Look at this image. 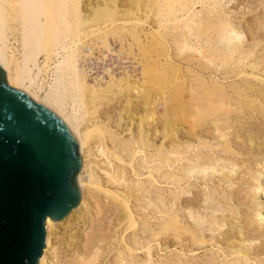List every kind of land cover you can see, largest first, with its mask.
<instances>
[{"label":"bare ground","instance_id":"obj_1","mask_svg":"<svg viewBox=\"0 0 264 264\" xmlns=\"http://www.w3.org/2000/svg\"><path fill=\"white\" fill-rule=\"evenodd\" d=\"M220 1L0 0V68L6 73L7 84L56 114L75 137L81 158V169L76 175L80 202L63 220L54 222L49 217L45 220L46 248L39 264H52L56 247H75L78 240L73 234L63 244L65 231H69L73 219L82 220L79 234L82 237L87 220L93 216L99 218L110 206L118 213V233L114 235L113 231L114 239L104 241L102 235L84 236L83 253L78 248V255L70 264H110L108 257L115 249L113 263L126 264L133 251L124 245V234L133 231L137 221H141L142 213L134 211L136 204L140 205V199L156 189L159 180L177 190L181 182L189 183L198 176L200 170L194 161L201 162V180L217 174L223 185L230 180L228 172L234 171L236 163L216 156L205 159V155L195 150L204 149L211 154L222 150L225 156L236 154L231 131L238 126L243 130L250 120L251 117L245 116V105L254 111L259 109L264 115V75L259 74L255 63H248L252 52H241L243 35L240 38L238 26L230 23L225 5ZM197 5L217 8L222 15L195 12ZM253 25L244 26L250 38ZM113 43H118L117 50L112 47ZM110 55L121 62L131 60L133 71L123 68L120 76H116L112 69L106 68ZM94 62L105 63L102 71L95 72ZM229 66L232 69L222 78L224 82L231 78L241 82L232 84L229 90L224 82L203 76L213 72L217 76ZM251 82L257 86L253 95L248 92ZM125 132L128 138L121 141L128 161L107 146L108 141L115 145L116 139L125 136ZM244 138L250 148H261L251 134ZM212 140L215 146L210 145ZM184 160L187 164H181L177 171L169 169ZM136 161L141 164L138 169L146 171L145 176L137 171ZM149 164L151 168L146 166ZM127 170L135 180H130ZM258 193L264 197L262 190ZM205 196H208L206 192ZM163 202L160 208L154 207L161 220L158 230H151V240L140 242L136 231L131 238V245L146 253L148 261L141 264H151V242L156 245L157 261L161 262L159 252L170 248V237L171 247L191 244L201 249L218 244L220 255L226 261V249L231 248L232 264L251 260L241 243L244 241L241 232L239 242L235 243L228 233L224 234V243L207 238L184 226L176 212L166 209ZM138 207L141 210V205ZM190 211L189 219L195 223L199 216L194 218ZM259 216L253 217L255 223L260 221ZM200 221L202 226L208 224L212 232H219L223 224L216 219ZM107 246L110 250L99 261L104 254L102 248ZM174 260V264H189L178 254Z\"/></svg>","mask_w":264,"mask_h":264},{"label":"rangeland","instance_id":"obj_2","mask_svg":"<svg viewBox=\"0 0 264 264\" xmlns=\"http://www.w3.org/2000/svg\"><path fill=\"white\" fill-rule=\"evenodd\" d=\"M221 1H222V4L225 5V8H226L225 11L228 13L230 17L229 18L230 23H232L234 27L238 26L237 28L240 30V33H241L240 38H241V35H243L242 36L243 38L241 40L243 43L241 52H246V54H248L249 52H252V55H251L252 58L248 60V63L250 65L255 63V65L260 70V71L258 70L259 74L263 76L264 75V0H221ZM199 11L203 12V14H205L206 11L207 12L209 11L211 12V15L213 14L222 15L219 9L207 8V5H204V6L197 5L195 12H199ZM247 23H252V24L254 23L253 28H252L253 29L252 30L253 33L251 37L252 40H250L251 38L245 30ZM145 29L148 30L147 27H145ZM251 41H253V43ZM254 43L258 44V46H253ZM112 45H113L112 47L114 48V50H117L119 48L118 43H113ZM220 45L222 46V44H218L217 46L220 47ZM124 57L125 56H123V58ZM105 63L107 66L106 68L112 69V72L118 77L120 76L119 73L120 74L122 73L123 68H127L126 70L130 72L133 71L132 65L130 64L131 60H124L123 62H121L115 56L110 55ZM105 63L100 62L98 64H95L94 62L93 67L95 69V72L102 71L103 67L105 66ZM182 66L185 71L186 69L184 65ZM231 69H232V66H229L227 69L221 70V72H219L217 76L214 75V72L213 74L204 73L203 76L204 78L208 80H212V81L218 80L220 81V83H222L224 82L222 78H224L225 74L229 72ZM193 70H195V73H196V69L194 68ZM239 83L241 82L239 81L238 78L236 79L231 78L224 82V86L225 88H227V90H229V87L232 84H239ZM252 83L254 82L249 83V85L251 86V90L248 91L250 95H253L254 93H256V89H257V86H254ZM256 99L259 100L260 98L257 97ZM244 113H245L246 118L251 117L250 120H248V123H247L248 125L245 124L246 126L245 125H244L245 127L243 126L244 127L243 130H239V126L238 127L236 126L237 129H235L234 131H231L232 135L234 136V139L236 138V140L233 139V142H232L234 143L235 141V143L233 144V150L236 153L235 155L225 156L222 153V150H217L215 152L216 154L215 153L211 154V152L208 153L204 149L195 150L196 152H200L201 155L203 156L205 155V159L207 157L208 159H211L212 156H216L218 159H221L222 161L230 160L236 163L237 166L236 168L233 169L234 170L232 171L233 173L228 172L230 180H228L227 183L223 185L218 180L219 178L218 174L215 175V177L214 175H209L205 178L204 181L201 180L203 176L202 175L203 168L201 166V162H195V161L193 163L197 164L200 170V172L197 171L198 176L196 178L191 179V182L189 183L181 182L177 190H175L172 187L173 185L171 186V184H166V183H163V181L161 182V180H159L160 184L157 186L155 185L156 189L152 190L149 194L145 195L144 197L140 199L139 204L141 205V210L143 208L144 210V211L142 210L143 212L138 207L140 205L137 206L136 204V208L134 209V211L138 210L140 214L142 213L141 221L139 220L137 221V226L136 228L132 229L133 231L129 230L130 232L127 231L124 234V245L128 246L127 248L133 251L132 258H128L127 261L125 262L126 264H131V263L141 264L143 262L148 261V259H146L147 256H146V253L144 252V249L141 250L140 247L134 246L133 243L131 245V238L136 231V237L140 242H144V241L149 242V240H151L150 232L154 230L155 231L158 230L157 226L159 224V221L161 220V218L157 214H155L156 210H154L155 209L154 207L160 208L161 202L163 201H165V203L163 202V204L166 207V209H173V211L176 212L180 220H182L181 222L184 223V226L194 229L195 233L197 234L201 233L207 238L212 237V238H215L217 241L224 243L225 242L224 234H226L227 236V233H228L229 239L230 240L232 239V242L235 243V242H239L240 238H238V233L241 232L244 236V241H241V243H243V246L247 248L249 252V256L251 258L249 262L247 263L244 262V263L245 264H255V263L264 264V197L260 193H258L260 192V190L264 192V189H263L264 188V115L262 114V112H259V109L254 111V110H251L247 105H245L244 107ZM233 119L235 120L236 118H233ZM239 119L241 120L242 118H239ZM128 124L130 123L128 122ZM126 134L127 132H125V136L122 135L120 139L117 138L115 141V145H113L111 142L108 141L107 146L110 151L112 150L111 147L113 148L111 152H113L114 149L115 151L117 150L116 153L118 152L117 154L119 155L122 154L121 156L125 159V161H128L129 159L126 156L127 152L125 151H124L125 153L123 152L122 150L123 143L121 141L122 139L124 140V138L125 139L128 138V135ZM250 134L257 140L258 143H260L261 145L260 149L257 147L250 148L248 146L246 142L247 138H244V136L247 137V135H250ZM215 144L216 143L213 140L210 143L211 146H215ZM197 145H198V142L195 143V146ZM223 155L225 158L223 157ZM189 156H191L190 153H189ZM137 162L139 161L135 162V166H136L137 171H139L140 169H138V166L141 164L140 163L138 164ZM151 164L154 165L153 163ZM151 164L146 165V166L151 168L152 167ZM181 164H187L186 160L181 161L179 164H176L173 168L171 167L169 169H173L174 171L175 170L177 171L178 168H180ZM155 165L157 166L159 165V163H156ZM163 165L166 166L165 164ZM241 167H243L244 169ZM257 167H259V170H257ZM141 172L143 173V176L146 175V171L143 172L140 170V173ZM126 173L127 175L129 174L128 177L130 178V180H135V177H132L129 171ZM253 183H256L255 187L253 186ZM203 191H205L208 196H205V192ZM175 192L179 193V195H177ZM254 192H256L259 195L257 196V194ZM253 195L255 196L254 198H253ZM143 203H145L146 205H144ZM108 209H104L103 214L99 218L98 217L96 218L93 216V219H91L90 221L87 220V222L89 223L87 224L86 229H83L84 231L82 232V237L80 236L81 235L80 230H82V227H81L82 225L80 224L82 223V220L79 217L73 219L72 221L73 224L71 223V227L68 229L69 231L67 230L65 231L66 236H65V239L63 240V244H67V239H68L67 236L69 235L77 236L76 238L78 242L76 241L77 243L75 247L72 246L73 248L68 247L67 249L66 245L65 247L64 245H62L61 247H56V249L54 250L55 252L53 253L51 257V259L53 258L54 260L52 261V264H70L74 262V260L76 259L78 255L76 252L77 249L79 248L80 251H82L83 253L84 249H82V246L84 245L83 248H85L86 246L84 244L85 243L84 239L86 236H89L90 238H92L93 235H97V236L102 235L101 238L104 241L105 240L110 241L111 238L114 239V235L118 233V227H117L118 226V223H117L118 213L111 206ZM188 211L191 212L194 218H197L199 216V219L196 220L195 223L189 219ZM255 214L258 216L260 215L259 216L260 221L256 223L253 221V217L255 216ZM144 216H147L148 218L146 217L144 218ZM94 218L96 220H94ZM209 219L210 221H213L216 219V221L220 222V224L223 222L224 225L221 224V227L219 228V232L218 231L212 232L208 228V224L202 226L200 220H202V222H210ZM76 224L77 225L79 224V225L77 226ZM89 225H91V227H89ZM113 231H115L114 235L112 234ZM105 232L107 234H105ZM63 233L61 232V234ZM171 238L172 237L168 238L169 239L168 241H170L169 242L170 244H168L170 246L169 248L170 250L168 249V250L159 252L161 262L157 261L158 255H157L156 245L151 242L150 246H151L152 254H153L151 258V264H167V263L174 264V261H175L174 258L176 257L177 254L183 256V259H187L188 260L187 262L189 264H232L234 261V256L231 255V252H232L231 248H227L226 249L227 251L225 250L227 252L226 259L229 261L228 262L224 260V258L220 255V251L218 250V247H219L218 244L215 245L214 247L205 246L201 249H197L196 247H193L191 244L189 245L180 244L175 247H171L172 245ZM162 243L164 244V242ZM115 246H117V244ZM112 247H114V245ZM104 249L102 248V251L104 254L100 255V257L98 258L99 261H103L101 259H104L103 258L104 255L106 256L105 252H107L108 249L110 250L108 246L105 247ZM189 250L190 251L192 250L193 252H190ZM115 254H116V249L110 252L109 257L111 259H109L108 257V260H110L109 261L110 264H114L113 262L116 259ZM252 260L253 262L255 260V262L253 263Z\"/></svg>","mask_w":264,"mask_h":264},{"label":"water","instance_id":"obj_3","mask_svg":"<svg viewBox=\"0 0 264 264\" xmlns=\"http://www.w3.org/2000/svg\"><path fill=\"white\" fill-rule=\"evenodd\" d=\"M80 169L69 128L0 68V264H39L45 220H63L80 202Z\"/></svg>","mask_w":264,"mask_h":264}]
</instances>
